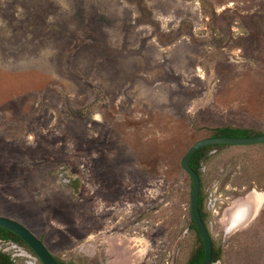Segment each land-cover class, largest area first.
Here are the masks:
<instances>
[{"label": "rangeland", "instance_id": "374dc122", "mask_svg": "<svg viewBox=\"0 0 264 264\" xmlns=\"http://www.w3.org/2000/svg\"><path fill=\"white\" fill-rule=\"evenodd\" d=\"M226 125L264 133V0H0V214L58 258L186 264ZM207 154L215 264H264V142Z\"/></svg>", "mask_w": 264, "mask_h": 264}, {"label": "water", "instance_id": "95a60500", "mask_svg": "<svg viewBox=\"0 0 264 264\" xmlns=\"http://www.w3.org/2000/svg\"><path fill=\"white\" fill-rule=\"evenodd\" d=\"M259 142H264V133L253 136H210L195 142L182 159L183 168L189 173L193 182L191 198L192 217L205 246V257L201 264L212 263L213 239L203 220L200 208L201 177L190 165V160L194 153L204 146L212 144L248 145ZM0 226L20 236L33 249L43 264H59L46 244L23 223L11 217L0 215Z\"/></svg>", "mask_w": 264, "mask_h": 264}, {"label": "trees", "instance_id": "16d2710c", "mask_svg": "<svg viewBox=\"0 0 264 264\" xmlns=\"http://www.w3.org/2000/svg\"><path fill=\"white\" fill-rule=\"evenodd\" d=\"M257 134H259V132H256L255 130H252L251 128L236 127V126H230V125L216 127L213 130V136H253ZM230 145L231 144H212V145L204 146L198 149L191 159V165L202 176L201 167H202L203 161L207 159V156H208L207 151L221 147V146H230ZM200 204L202 208L203 207L202 190H201ZM203 217L205 218L204 214H203ZM193 227L196 229L194 222H193ZM0 238H3V239L13 238L19 243L26 245V243L24 242L22 238H20L17 234H15L14 232L4 227H0ZM221 256H222V248L221 247L216 248L214 245L212 264H215L217 261L221 260ZM204 257H205V246L202 243V245L198 247V249L193 253L192 259L190 260L189 264H201ZM56 258L59 264H84V263H76L74 261H66L58 257ZM0 264H15V262L9 253L3 252L0 255Z\"/></svg>", "mask_w": 264, "mask_h": 264}, {"label": "flooded vegetation", "instance_id": "af4514ba", "mask_svg": "<svg viewBox=\"0 0 264 264\" xmlns=\"http://www.w3.org/2000/svg\"><path fill=\"white\" fill-rule=\"evenodd\" d=\"M195 154V153H194ZM193 157V156H192ZM192 159V158H191ZM190 165H191V160H190ZM192 166V165H191ZM192 168H193V166H192ZM194 169V168H193ZM201 170H202V167H201ZM197 171V170H196ZM198 172V171H197ZM199 173V172H198ZM199 175H200V177H202L201 176V174L199 173ZM193 188V187H192ZM201 188H202V179H201ZM202 190V189H201ZM200 197H201V193H200ZM200 208H201V204H200ZM244 211H245V209H244ZM201 213H202V217H203V214H204V212H203V207L201 208ZM245 213H248V212H245ZM191 214H192V212H191ZM0 215H3V214H0ZM243 215V214H242ZM5 216H8V215H5ZM8 217H10V216H8ZM242 217H244V215L242 216ZM241 217V218H242ZM11 218H13V217H11ZM241 218H240V221H243L244 220V218L241 220ZM13 219H15V218H13ZM15 220H17V219H15ZM192 220H193V222H194V219H193V217H192ZM203 220L205 221V218L203 217ZM17 221H19V220H17ZM239 221V222H240ZM19 222H21V221H19ZM22 223V222H21ZM206 223V222H205ZM194 224H195V222H194ZM238 224V223H237ZM25 225V224H24ZM236 225V224H235ZM196 226V225H195ZM1 227V226H0ZM29 228V227H28ZM7 229V228H6ZM30 229V228H29ZM209 229V228H208ZM31 230V229H30ZM196 230H197V227H196ZM11 231V230H10ZM32 231V230H31ZM210 231V230H209ZM197 232H198V230H197ZM211 233V232H210ZM198 235L200 236V234H199V232H198ZM211 236H212V234H211ZM20 237V236H19ZM39 237V236H38ZM21 238V237H20ZM43 242H44V240L41 238V237H39ZM200 238H201V236H200ZM213 239V238H212ZM201 240H202V238H201ZM25 242V241H24ZM9 243H11V244H14L15 246H19V247H22V248H24V247H26L28 250H30V252H32L36 257H38L37 256V254L33 251V249L26 243V245H24V244H21V243H19L18 241H16L15 239H3V238H0V255L4 252V253H9L10 255H11V257H12V259L14 260V262H15V260H16V258H15V255L16 254H11V252H9L8 250H6L5 248H2V245L3 244H9ZM45 243V242H44ZM202 243H203V240H202ZM46 244V243H45ZM204 244V243H203ZM47 246V245H46ZM48 247V246H47ZM198 248H196V250H197ZM50 250V249H49ZM195 250V251H196ZM213 250H214V243H213ZM51 251V250H50ZM194 251V252H195ZM193 252V253H194ZM193 253H192V255L190 256V258L188 259V261H187V263L186 264H189V262H190V260L192 259V256H193ZM55 256V255H54ZM57 256H55V258H56ZM39 258V257H38ZM40 259V258H39ZM57 259V258H56ZM41 260V259H40ZM212 260H213V257H212ZM58 261V260H57ZM59 263V262H58ZM212 263H213V261H212ZM211 263V264H212ZM16 264V263H15Z\"/></svg>", "mask_w": 264, "mask_h": 264}]
</instances>
